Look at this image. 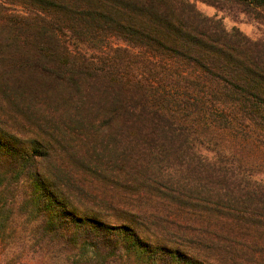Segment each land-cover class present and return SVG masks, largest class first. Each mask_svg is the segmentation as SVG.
I'll use <instances>...</instances> for the list:
<instances>
[{
	"label": "trees",
	"instance_id": "16d2710c",
	"mask_svg": "<svg viewBox=\"0 0 264 264\" xmlns=\"http://www.w3.org/2000/svg\"><path fill=\"white\" fill-rule=\"evenodd\" d=\"M0 0V264H264V0Z\"/></svg>",
	"mask_w": 264,
	"mask_h": 264
},
{
	"label": "rangeland",
	"instance_id": "374dc122",
	"mask_svg": "<svg viewBox=\"0 0 264 264\" xmlns=\"http://www.w3.org/2000/svg\"><path fill=\"white\" fill-rule=\"evenodd\" d=\"M196 6L205 14L223 17L224 23L228 29L238 26L242 31L251 37L257 38L261 36L262 31L260 25L248 18L244 13L219 11L214 5L204 0H192ZM25 264H29L26 262Z\"/></svg>",
	"mask_w": 264,
	"mask_h": 264
}]
</instances>
